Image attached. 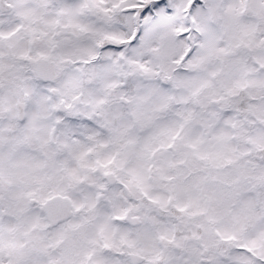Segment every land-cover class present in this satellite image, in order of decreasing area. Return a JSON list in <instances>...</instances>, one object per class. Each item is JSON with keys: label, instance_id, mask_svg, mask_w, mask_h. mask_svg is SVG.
I'll use <instances>...</instances> for the list:
<instances>
[{"label": "snow or ice", "instance_id": "1", "mask_svg": "<svg viewBox=\"0 0 264 264\" xmlns=\"http://www.w3.org/2000/svg\"><path fill=\"white\" fill-rule=\"evenodd\" d=\"M0 264H264V0H0Z\"/></svg>", "mask_w": 264, "mask_h": 264}]
</instances>
